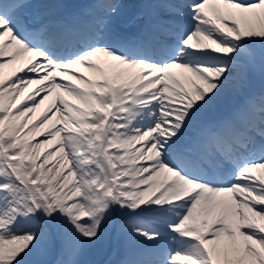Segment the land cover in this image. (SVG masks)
<instances>
[{
	"label": "snow or ice",
	"instance_id": "6c2138e0",
	"mask_svg": "<svg viewBox=\"0 0 264 264\" xmlns=\"http://www.w3.org/2000/svg\"><path fill=\"white\" fill-rule=\"evenodd\" d=\"M122 7L0 0V264H86L117 219L118 264H264V0H145L137 39Z\"/></svg>",
	"mask_w": 264,
	"mask_h": 264
},
{
	"label": "rangeland",
	"instance_id": "374dc122",
	"mask_svg": "<svg viewBox=\"0 0 264 264\" xmlns=\"http://www.w3.org/2000/svg\"><path fill=\"white\" fill-rule=\"evenodd\" d=\"M68 1L69 0H58V2L60 3H66ZM254 56H255V67H254V70L249 75L248 86L245 89V95H249L250 93H252V88L249 87L250 81H254L258 83L260 82L259 78H262L261 83H262V86H264V73L261 72V61H262V58H264V56H262V53L260 52L259 49L255 50ZM226 99L233 100L231 96H227ZM49 103L43 107L47 108ZM38 112L39 110H37L36 114ZM31 115L32 114H30V116ZM36 120H40L39 114H38V117L34 119V121ZM50 147L52 146L50 145L49 148ZM42 159L43 158L41 157V160ZM39 162L40 161H38V163ZM54 162L55 161H53V163ZM109 227L115 228V231L112 232L111 235L106 234L105 239L101 244L91 247L86 251L83 257V260L86 262V264H92V262H94V260H98V258H101V260H98L96 264L112 263L111 257H108V253L111 250L109 247V244L113 239H115V237H118L121 234L119 231V220H115L112 224L109 225ZM62 259H63V256L60 252L59 246L56 244L49 243L48 241H45L44 244L42 245L41 251L36 256L32 257L31 261L32 262L39 261L40 264H58V262L61 261Z\"/></svg>",
	"mask_w": 264,
	"mask_h": 264
},
{
	"label": "bare ground",
	"instance_id": "6f19581e",
	"mask_svg": "<svg viewBox=\"0 0 264 264\" xmlns=\"http://www.w3.org/2000/svg\"><path fill=\"white\" fill-rule=\"evenodd\" d=\"M40 87H41L40 85H31V86H29V90H32L33 89L34 92H32V94H34L35 92L39 91ZM40 95L43 96L44 93H41ZM36 98L39 99L40 97H36ZM50 101H51V99L50 100H46L45 103H44V105H41V108L39 109V112L38 113H40L44 109L43 106L47 105Z\"/></svg>",
	"mask_w": 264,
	"mask_h": 264
}]
</instances>
